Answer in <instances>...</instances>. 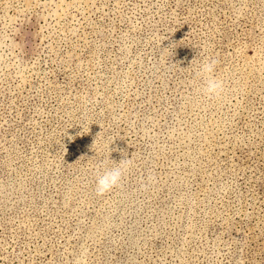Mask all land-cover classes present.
<instances>
[{
  "label": "rangeland",
  "instance_id": "rangeland-1",
  "mask_svg": "<svg viewBox=\"0 0 264 264\" xmlns=\"http://www.w3.org/2000/svg\"><path fill=\"white\" fill-rule=\"evenodd\" d=\"M82 254L264 264V0H0V264Z\"/></svg>",
  "mask_w": 264,
  "mask_h": 264
},
{
  "label": "clouds",
  "instance_id": "clouds-1",
  "mask_svg": "<svg viewBox=\"0 0 264 264\" xmlns=\"http://www.w3.org/2000/svg\"><path fill=\"white\" fill-rule=\"evenodd\" d=\"M217 63L216 59L208 58L197 71V76L202 81L201 91L209 99H220L225 92V81L214 75ZM113 165L97 174L95 180V193L97 196H104L116 188H122L126 175L134 166V160L131 157H124L118 163L113 161ZM147 179L149 182H153L155 177L149 175ZM75 264H86L85 256L82 254L81 257H78Z\"/></svg>",
  "mask_w": 264,
  "mask_h": 264
}]
</instances>
